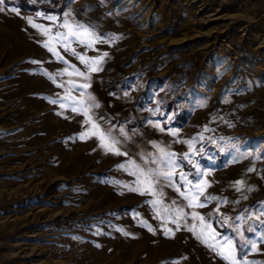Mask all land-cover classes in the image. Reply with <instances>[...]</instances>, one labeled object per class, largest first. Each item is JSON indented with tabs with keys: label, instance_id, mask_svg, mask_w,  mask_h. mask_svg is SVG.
<instances>
[{
	"label": "rangeland",
	"instance_id": "374dc122",
	"mask_svg": "<svg viewBox=\"0 0 264 264\" xmlns=\"http://www.w3.org/2000/svg\"><path fill=\"white\" fill-rule=\"evenodd\" d=\"M0 7V264H226L188 230L200 227L193 212L222 235L235 236L237 225L245 237L254 235L249 225L260 231L264 0H4ZM65 19L103 42L81 43ZM56 33L67 37L52 40L63 60L44 46ZM64 44L89 60L107 53L102 70L91 72ZM71 65L89 79L59 75L74 73ZM89 96L100 105L90 115L113 130L127 155L78 138L91 125L71 110L81 107L73 100L87 107ZM162 149L177 154L181 191L179 173L195 183L198 164L211 185L201 202L219 199L191 208L164 180L155 185L158 196L125 187L139 175L129 161L145 172L161 168ZM156 199L162 203H149ZM258 247L249 261H264V243Z\"/></svg>",
	"mask_w": 264,
	"mask_h": 264
},
{
	"label": "snow or ice",
	"instance_id": "6c2138e0",
	"mask_svg": "<svg viewBox=\"0 0 264 264\" xmlns=\"http://www.w3.org/2000/svg\"><path fill=\"white\" fill-rule=\"evenodd\" d=\"M4 0H0V5H3ZM3 7H0V11H3ZM12 11H17L15 8L12 9ZM47 19L55 21L56 17H47ZM28 23L32 25V27L40 29L45 35H50L51 29L43 27L39 24H36L33 22L31 18H28ZM63 27L68 29V35L75 36L77 38L84 37L83 40H81V43H86L87 46L91 47L97 42H103L102 38L98 35H96L94 32L90 31L88 27L84 25H75L68 23L67 19H65ZM78 29V30H77ZM63 37L64 39H67L64 33H56L54 37H51V39L45 43V47L49 49V51L56 54L58 59L63 60V57L59 55V53L56 51V48L52 46V40L60 39ZM65 51H71L74 56H77V58L84 63L86 66L89 67V70L91 72H97L101 71L102 68L100 67V64L103 62L104 57H107V53H103L102 56L91 59L86 58L85 56H82L75 52L74 49H70L67 44H64ZM33 63H38L37 61H32ZM65 63H67L65 61ZM71 67L74 69L73 72H69L68 68H65L62 73H59V75H78L81 77H84L85 80H88L89 77L85 75L84 72H81L79 69L75 68V65H71ZM49 76L50 79L53 80L55 83V77L52 76L50 73H45ZM69 84H74L73 81H69ZM59 87H64L63 84L58 85ZM90 85L85 83L79 85L80 88L86 89ZM83 96V93H81ZM68 99H72L71 97H67ZM89 101H92V103L88 104L87 107H85V101L84 100H73V103H79L81 106L79 109L77 107H72L73 112L81 111V113L86 117V120L84 123L86 125H91L86 131L79 134L78 138L81 140H85L88 138L95 137L100 142V147L105 149L106 152H111L116 155H127V153L121 152L119 147L117 145L120 143V141L112 135V129L108 128L105 129L102 127L100 123H98L96 120L93 119V116L90 115V109L91 108H98L100 105L98 103H95V98L92 96L88 97ZM51 103H57V101L52 100ZM60 107H65L64 104H61ZM157 128L160 129V131H164V129L160 126V124L155 125ZM120 133L122 135H125L123 128H121ZM172 135H177L175 131L171 133ZM183 143H187L189 145V148L192 149L193 145L191 141H182ZM163 153V149L161 150ZM196 153L193 151V155ZM164 158L160 161V164L163 165V167L158 169H150L147 172H145L144 169L140 168L139 165H136L134 161H129V164L137 169L136 172H132L131 174L136 176L137 173H139L136 181V186L131 185H125V187H128L130 191L139 192L141 195L145 194L146 192L148 194H151L153 196L162 195L163 193H157L155 185L159 184L161 180L167 181L168 186L175 187V190L179 192V194L188 201L187 207L191 208H203L206 206L208 202H211L213 200H218V197L214 196H205L204 202H201L200 197L204 195V192L206 191L207 187H210L211 185L201 179L200 177L207 175L208 173H203L199 170L198 164H193V167L196 168L195 173V183L193 180H189L188 176L191 175V173H179V179L184 184L187 191H181L180 186L176 184L175 176L177 175L176 169L180 167V165L177 163V154L175 153H163ZM183 159L189 160V163H192V161L189 159L188 154H184ZM120 168H125V165H119ZM238 189L242 188L244 185L243 181H237L236 182ZM149 203L153 204L154 206L157 204H161L162 201L160 199H156L153 201H149ZM175 203V201H173ZM226 203V201H225ZM165 212L168 211V208L166 207L164 209ZM176 217L183 218L185 216V213L182 208H175L173 209ZM216 212L219 213V208L216 209ZM193 220H198L200 222L199 230H197V226L193 224L191 227L188 228L189 231L193 232L197 239L201 240L202 243H204L210 250H212L217 256H219L222 260L226 262V264H264V261H249L247 259V255L250 252H259L260 249L258 247L259 243H264V220H261V215H264V208L261 209V211L257 214H254L255 221L259 222L260 225V231H257V227L255 225H249L247 228V231L249 233H253L254 235L250 237H245L241 226L237 225L234 229L235 236L231 235H222L221 233L217 232L216 229H214L211 225V223L207 222L205 217L200 215L198 212H193L192 214ZM211 219V217H209ZM247 219H253V216H249ZM237 220L245 221L244 217H237ZM173 224L177 225V230H179V222L178 219H173L171 221ZM224 223H228V218L224 219ZM149 231L155 232L154 229H152L149 226ZM164 234L166 236L174 235L172 232V229L166 228Z\"/></svg>",
	"mask_w": 264,
	"mask_h": 264
}]
</instances>
